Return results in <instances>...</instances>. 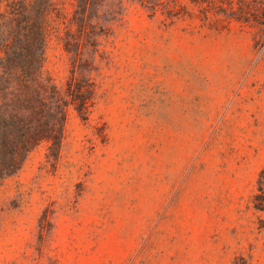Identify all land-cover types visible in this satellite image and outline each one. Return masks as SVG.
I'll return each instance as SVG.
<instances>
[{
    "label": "rangeland",
    "instance_id": "1",
    "mask_svg": "<svg viewBox=\"0 0 264 264\" xmlns=\"http://www.w3.org/2000/svg\"><path fill=\"white\" fill-rule=\"evenodd\" d=\"M103 2L53 28L65 119L0 181V264H264V0Z\"/></svg>",
    "mask_w": 264,
    "mask_h": 264
},
{
    "label": "trees",
    "instance_id": "2",
    "mask_svg": "<svg viewBox=\"0 0 264 264\" xmlns=\"http://www.w3.org/2000/svg\"><path fill=\"white\" fill-rule=\"evenodd\" d=\"M103 1L0 0V95L6 97L4 109L0 107V133L6 134L0 147L5 159L0 162V181L21 169V160L37 140L62 129L67 103L57 84L45 75L47 48L56 22L68 19L81 31H93ZM138 1L156 9L155 0ZM69 4L76 6L74 11ZM79 98L77 108L82 112L87 100L83 95ZM25 110L32 115L23 114Z\"/></svg>",
    "mask_w": 264,
    "mask_h": 264
}]
</instances>
